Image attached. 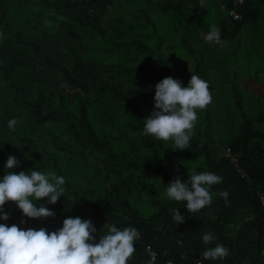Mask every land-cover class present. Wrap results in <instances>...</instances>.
Instances as JSON below:
<instances>
[{
    "label": "trees",
    "instance_id": "1",
    "mask_svg": "<svg viewBox=\"0 0 264 264\" xmlns=\"http://www.w3.org/2000/svg\"><path fill=\"white\" fill-rule=\"evenodd\" d=\"M262 19L264 0H0V179L14 155L20 165L11 171L50 170L66 181L56 204L36 202L55 217L28 218L7 202L10 218L0 224L52 232L80 217L93 222L97 243L110 225L133 227L140 238L127 264H147L149 245L155 264H264V96L243 78L261 86L264 69L249 65L243 76L233 58L247 44L264 60L263 41L246 42L263 33ZM213 23L224 46L203 39ZM192 74L209 83L212 102L198 111L188 149L173 150L143 133L144 119L155 110L156 83L172 77L186 87ZM193 171L223 178L196 213L166 196L177 175L186 181ZM209 233L216 239L205 244ZM216 244L229 255L203 260Z\"/></svg>",
    "mask_w": 264,
    "mask_h": 264
},
{
    "label": "clouds",
    "instance_id": "2",
    "mask_svg": "<svg viewBox=\"0 0 264 264\" xmlns=\"http://www.w3.org/2000/svg\"><path fill=\"white\" fill-rule=\"evenodd\" d=\"M2 38L3 34H0ZM203 39L221 46L225 44L218 25L214 23L209 25ZM211 102L209 83L201 77L192 74L186 87L179 79L164 78L155 85V110L144 119L143 133L165 142L172 141L173 150H186L194 136L198 111L206 109ZM17 122L16 119L9 120L8 129L14 132ZM19 165L17 157L8 156L5 165L8 171L0 179V219L7 221L10 218L4 212L7 202H14L28 218L55 217L56 213L47 204L54 205L65 195V177L55 171L36 168L19 173L11 171ZM222 180L221 176L209 171H193L186 181L177 175L167 185L166 196L171 201H185L187 211L196 213L212 203L211 187ZM219 195L228 202L227 191ZM45 198L47 204L37 207L36 202ZM172 215L178 225L185 222L179 209H172ZM21 223H27V220ZM96 232L90 219L80 217L64 219L63 226L52 232L43 227L25 230L16 224H0V264H127L133 257L134 244L140 238L137 229L126 227L121 230L115 224L110 225L108 233L101 235L98 243ZM202 239L205 244H210L216 237L209 233ZM228 255V248L216 244L203 251L202 258L216 260ZM147 264H155V256Z\"/></svg>",
    "mask_w": 264,
    "mask_h": 264
},
{
    "label": "rangeland",
    "instance_id": "3",
    "mask_svg": "<svg viewBox=\"0 0 264 264\" xmlns=\"http://www.w3.org/2000/svg\"><path fill=\"white\" fill-rule=\"evenodd\" d=\"M34 9H30L29 11H27L26 14H28L29 17L33 18L34 15ZM261 23V26H264V19H262L260 21ZM246 38L248 39L246 42H249L251 41V46L253 45V42H257L258 44H260V42H262V44H264V28H263V33L260 34V33H255V32H251L249 35L246 36ZM253 41V42H252ZM254 46V45H253ZM234 61H239V64H238V68H242V71H243V76L246 75V73H249L247 68L249 65L250 66H260L261 68L264 69V60H263V57L262 55L259 54V52L255 49H252V47H248L247 44H245L243 46V49L241 51H239L237 53V55H235L234 57ZM246 63L244 65V63ZM215 68V65L213 66ZM244 67V69H243ZM216 69V68H215ZM229 73H230V76L232 77L234 74H233V69L231 67H228L226 69ZM213 73V76L214 77H218L220 75V73H218V71L216 70V72H211ZM244 78V82L246 84L247 87L253 89L252 92L253 93H256V94H263L264 96V81H261V86H254V82L256 81L254 78L250 77V79L248 77H243ZM242 82H243V79H242Z\"/></svg>",
    "mask_w": 264,
    "mask_h": 264
},
{
    "label": "built area",
    "instance_id": "4",
    "mask_svg": "<svg viewBox=\"0 0 264 264\" xmlns=\"http://www.w3.org/2000/svg\"><path fill=\"white\" fill-rule=\"evenodd\" d=\"M232 1H233V4L235 6H239V5H242L244 3V0H232ZM223 8H226L225 4H223ZM229 13L233 16L234 19H242L243 18L242 14L236 8L229 9ZM224 155L231 157V161L239 169V172L242 173V175H245V173L242 171V169L238 166L237 159L231 155L230 150L225 151ZM260 198H261V202L264 204V195L261 194ZM147 252H148L150 258H152V256H155V261H157V259H158L157 252L152 246H150V245L147 246ZM196 261H197V264H203L202 260H200L198 257H196ZM169 262H171V264H174V262L172 260H168L166 262V264H169ZM226 264H231V263L228 262Z\"/></svg>",
    "mask_w": 264,
    "mask_h": 264
},
{
    "label": "crops",
    "instance_id": "5",
    "mask_svg": "<svg viewBox=\"0 0 264 264\" xmlns=\"http://www.w3.org/2000/svg\"><path fill=\"white\" fill-rule=\"evenodd\" d=\"M261 81H264V80H261ZM263 85V84H262ZM260 86V85H259Z\"/></svg>",
    "mask_w": 264,
    "mask_h": 264
}]
</instances>
